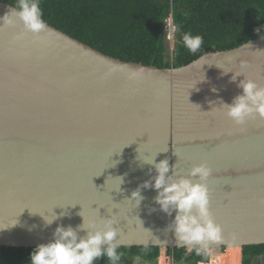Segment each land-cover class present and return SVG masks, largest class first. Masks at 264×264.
Instances as JSON below:
<instances>
[{
    "label": "water",
    "instance_id": "obj_1",
    "mask_svg": "<svg viewBox=\"0 0 264 264\" xmlns=\"http://www.w3.org/2000/svg\"><path fill=\"white\" fill-rule=\"evenodd\" d=\"M11 8L0 2V17ZM44 23L34 37L18 19L0 22V247L36 248L57 224L79 225L83 212L115 218L121 247L186 248L154 189H141L139 207L127 199L156 174L139 152L169 158L179 176L200 163L211 168L210 211L224 236L212 249L264 245V119L235 125L212 110L242 93L244 77L264 85V35L157 68ZM242 61L244 76L231 82ZM40 214L60 218L45 227Z\"/></svg>",
    "mask_w": 264,
    "mask_h": 264
},
{
    "label": "trees",
    "instance_id": "obj_2",
    "mask_svg": "<svg viewBox=\"0 0 264 264\" xmlns=\"http://www.w3.org/2000/svg\"><path fill=\"white\" fill-rule=\"evenodd\" d=\"M16 7L18 0H0ZM48 25L85 45L125 62L157 68H178L206 52L238 47L264 35V0H38ZM171 15L176 26L174 56L164 38V20ZM259 29V32L257 31ZM201 35L204 43L191 53L182 35ZM35 248L0 247V264H30ZM119 264L130 259L164 260L156 247H120ZM173 264H209L210 257L189 253L186 248L167 249ZM211 259L219 264L220 256ZM223 251V248L221 249ZM264 245L242 247L240 264H254ZM95 264H110L107 257Z\"/></svg>",
    "mask_w": 264,
    "mask_h": 264
},
{
    "label": "clouds",
    "instance_id": "obj_3",
    "mask_svg": "<svg viewBox=\"0 0 264 264\" xmlns=\"http://www.w3.org/2000/svg\"><path fill=\"white\" fill-rule=\"evenodd\" d=\"M16 19L22 23L24 30L33 33L34 37L46 28L38 0H18L16 7L0 17V22L5 26H13ZM257 31L259 32V29ZM182 41L191 53L199 51L204 43L201 35H193L191 32L184 33ZM247 67V63L242 61L241 71L233 72L231 82H236L237 77L243 75L242 70ZM229 72L232 71L223 70V74ZM237 87L242 89L241 94L233 97L231 103L220 101L219 107L214 106L212 110L222 109L235 125H244L255 117L264 119V85L244 77ZM212 91L217 89L213 88ZM156 155L142 156L139 152L140 163L151 166L149 172L154 168L156 174L132 191L127 199L139 207L144 199L141 189H154L157 193L154 203L159 205L160 211L168 216L175 213L168 228L174 232L178 244L186 247L189 253L195 251L196 255L212 256V245L222 242L224 236L221 226L215 222L210 211L207 180L212 175L211 168L206 163H200L194 165L187 176H179L175 165L169 164V158L157 162ZM173 155L177 156V152L174 151ZM118 180L120 190L123 177H118ZM63 215L65 214H60ZM78 215L82 222L76 227L57 224L52 239L37 245L30 253V264H95V261L102 257H107L110 264H119L123 253L118 251L121 243L117 239L119 232L114 226L117 223L115 218L86 217L83 212ZM41 217L45 227L51 226L60 218L55 214H43ZM80 232L85 234L81 236ZM209 264H217V261L212 259Z\"/></svg>",
    "mask_w": 264,
    "mask_h": 264
},
{
    "label": "built area",
    "instance_id": "obj_4",
    "mask_svg": "<svg viewBox=\"0 0 264 264\" xmlns=\"http://www.w3.org/2000/svg\"><path fill=\"white\" fill-rule=\"evenodd\" d=\"M173 29H175L174 32H173ZM164 30H165L164 38H165L166 47L169 50L170 55L174 56V45L176 42V38H175L176 26L172 20L171 15H169V17L164 20ZM217 251L223 252L221 250H217ZM210 259H211V256H210Z\"/></svg>",
    "mask_w": 264,
    "mask_h": 264
},
{
    "label": "bare ground",
    "instance_id": "obj_5",
    "mask_svg": "<svg viewBox=\"0 0 264 264\" xmlns=\"http://www.w3.org/2000/svg\"><path fill=\"white\" fill-rule=\"evenodd\" d=\"M211 250H217V249H211ZM238 254L239 251L237 249V246H228L225 252L220 256L219 264H239Z\"/></svg>",
    "mask_w": 264,
    "mask_h": 264
},
{
    "label": "rangeland",
    "instance_id": "obj_6",
    "mask_svg": "<svg viewBox=\"0 0 264 264\" xmlns=\"http://www.w3.org/2000/svg\"><path fill=\"white\" fill-rule=\"evenodd\" d=\"M227 248V247H226ZM225 249H223V252H218L217 250H214L217 254H222L225 252ZM238 251H239V248L237 247ZM163 252H164V255L165 257L168 259L169 263L168 264H173V261H172V258H170L168 255H167V251L165 249H162ZM161 253V252H160ZM239 256V254H238ZM220 261V260H219ZM239 262V261H238ZM122 264H167L164 260H158L157 263H155L154 261L152 260H146V259H130L128 262H125V263H122ZM178 264V263H176Z\"/></svg>",
    "mask_w": 264,
    "mask_h": 264
},
{
    "label": "flooded vegetation",
    "instance_id": "obj_7",
    "mask_svg": "<svg viewBox=\"0 0 264 264\" xmlns=\"http://www.w3.org/2000/svg\"><path fill=\"white\" fill-rule=\"evenodd\" d=\"M241 252L242 248L239 249V264L241 262ZM254 264H264V253L259 255L258 258L254 260Z\"/></svg>",
    "mask_w": 264,
    "mask_h": 264
}]
</instances>
